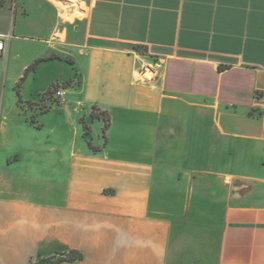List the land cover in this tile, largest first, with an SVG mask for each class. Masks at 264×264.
I'll list each match as a JSON object with an SVG mask.
<instances>
[{"label": "crops", "instance_id": "0c3cea01", "mask_svg": "<svg viewBox=\"0 0 264 264\" xmlns=\"http://www.w3.org/2000/svg\"><path fill=\"white\" fill-rule=\"evenodd\" d=\"M0 2L5 36L13 0ZM19 2L7 63L12 40L62 46L74 64L51 68L81 84L39 118L73 120L67 150L0 126V264L72 251L82 258L59 264H264V0H81L79 40L61 11L73 4ZM94 107L110 117L105 138ZM52 155L49 181L39 162Z\"/></svg>", "mask_w": 264, "mask_h": 264}, {"label": "rangeland", "instance_id": "374dc122", "mask_svg": "<svg viewBox=\"0 0 264 264\" xmlns=\"http://www.w3.org/2000/svg\"><path fill=\"white\" fill-rule=\"evenodd\" d=\"M60 0V7L65 5H72L74 11L65 12V9H62V14L66 15V18L71 16L74 18L73 24L77 26L76 39L79 40L82 38L83 33V23L81 19L83 18L85 11L79 2L81 0ZM20 2L19 0H13L12 5L10 6V13L13 15L12 19V33L5 35L9 37L7 42V52L6 55L0 56V62L3 64L0 66V126L3 125L9 127V131H12L13 135H20V143L25 146H34L36 141L40 144L38 148L40 150H47L51 147H58L61 150H67L71 147V142L76 139L74 133V124L73 120L65 113L61 114L60 111L55 110L49 115L44 116L41 119V123L44 125L43 128L39 125V118L42 115H45L53 111L57 106L63 103V101L68 97L69 92L72 89L77 88L81 84L80 74L75 73L74 77L70 80L67 79L72 74L71 69L62 71L59 68H51L53 63L64 61L71 66L74 62L67 56H65V51L62 52L59 47L58 49L50 48L51 44L42 43L45 49L43 55L45 56L42 61H39L36 71H32L27 74V77L24 78L26 74V69H23L25 62H28L31 56L36 55L37 52H42L38 47L39 45L33 42H26L25 40H12V49L10 51V58L7 63L6 58L9 51L10 42L12 39V34H14V23L15 17L17 14L18 21L20 20ZM3 7V3L0 2V9ZM67 9V8H66ZM68 16V17H67ZM16 34V33H15ZM82 34V35H80ZM55 41V38L52 39ZM65 48V47H63ZM139 54L144 56L152 66H156L158 61L155 59L148 58V53L145 48L137 47L135 48ZM34 63V62H33ZM32 63V64H33ZM35 64V63H34ZM33 64V65H34ZM41 64V67L39 65ZM32 65V66H33ZM152 66L145 67V74L138 75L140 79L144 76L143 79H151L154 77V70ZM53 67V66H52ZM147 73V74H146ZM56 79L50 83V87H54V91L51 94H46L45 91L38 92L34 94L33 92L37 91V85H40L42 81L48 79ZM60 78H65L64 80ZM63 91L64 94L59 96V92ZM20 93V94H19ZM32 93V96H30ZM83 123L84 135L82 137L87 144V139L89 145H92L96 142L97 135H87V123L85 119H81ZM91 133V129L89 128ZM103 136V135H102ZM102 138V137H101ZM78 142L80 139L77 138ZM103 140V139H102ZM23 145V146H24ZM36 146V145H35ZM39 164L41 167V173L44 179L52 181L56 179V175H52V161L56 159L54 155L49 157H42ZM66 172L62 171L59 180L65 178ZM67 178V177H66ZM72 256V254L70 255Z\"/></svg>", "mask_w": 264, "mask_h": 264}, {"label": "trees", "instance_id": "16d2710c", "mask_svg": "<svg viewBox=\"0 0 264 264\" xmlns=\"http://www.w3.org/2000/svg\"><path fill=\"white\" fill-rule=\"evenodd\" d=\"M39 61L36 62L33 66H31L29 69H27L26 74L24 76V78H22V80H24L27 77V74H29L31 71L35 70L37 68ZM54 91V87H50L46 94H51ZM20 94V93H19ZM93 118H97V119H102L104 121V129H103V137H106V132L109 128L110 125V117L108 115L107 112H103L100 109H98L97 107L93 108ZM72 254V256H67L66 259L64 260H69V261H75V260H80L82 258V256L76 252H71L70 255ZM62 260H59L57 263L55 264H59Z\"/></svg>", "mask_w": 264, "mask_h": 264}, {"label": "built area", "instance_id": "2783aa9c", "mask_svg": "<svg viewBox=\"0 0 264 264\" xmlns=\"http://www.w3.org/2000/svg\"><path fill=\"white\" fill-rule=\"evenodd\" d=\"M8 41H9V37L0 36V55H3L6 53ZM58 94H59V96H62L64 94V92L60 91ZM66 258H67V255H58V256L53 257L51 259H44V260L37 261L34 264H55L59 260H63Z\"/></svg>", "mask_w": 264, "mask_h": 264}]
</instances>
